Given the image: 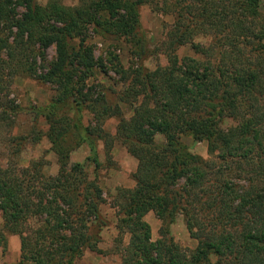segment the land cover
Segmentation results:
<instances>
[{
  "label": "trees",
  "instance_id": "obj_1",
  "mask_svg": "<svg viewBox=\"0 0 264 264\" xmlns=\"http://www.w3.org/2000/svg\"><path fill=\"white\" fill-rule=\"evenodd\" d=\"M263 1L165 0V12L175 15L160 48L168 62L150 70L143 64L125 68L115 51L96 57L88 32L124 40L142 60L147 38L140 10L157 0H81L76 6L0 0V129L13 126L22 112L12 96L19 76L56 87L45 108L49 118L71 106L78 114L77 122L64 117L66 127L54 121L49 129L59 165L55 176L45 174L40 161L26 168L0 163V246L6 234L19 236L18 264H76L86 250L106 253L92 231L103 222L100 206L106 203L98 141L110 160L120 140L138 162L135 186L117 188L113 203L119 233L130 235L122 264H222L232 257L231 264H264ZM196 34L214 41L196 42ZM53 46L56 57L49 62ZM186 46L199 57H181ZM98 68L127 83L120 101L132 106L131 118L103 85L89 83ZM110 118L119 119L116 135L104 128ZM227 119L235 125L223 127ZM68 131L88 144L85 161L71 163L78 147L64 146ZM186 137L205 140L211 158L192 152ZM88 161L94 164L91 174ZM182 181L186 185L179 188ZM151 211L162 224L157 240L145 219ZM181 214L199 240L193 251L171 236ZM32 219L37 225L28 230Z\"/></svg>",
  "mask_w": 264,
  "mask_h": 264
},
{
  "label": "rangeland",
  "instance_id": "obj_2",
  "mask_svg": "<svg viewBox=\"0 0 264 264\" xmlns=\"http://www.w3.org/2000/svg\"><path fill=\"white\" fill-rule=\"evenodd\" d=\"M39 1L43 5L47 3V0ZM80 1L62 0L67 6H76ZM164 1L157 0L156 6L146 4L141 7V29L147 38V49L142 56V60L135 58L130 46L124 40L103 38L91 29L88 32V41L94 46L96 57H106L109 51H115L127 69L137 64H143L150 70H154L158 64L167 65V57L160 48L172 27L175 15L165 12ZM260 10L261 18L258 29L264 28V1L261 4ZM195 40L205 45H210L214 41L212 36L203 34H196ZM47 54L49 62L53 61L56 57L55 46L51 47ZM179 55L181 57L186 55L199 57L189 46L181 48ZM89 83L103 85L106 88V92H108L110 100H117V103H121L124 116L127 119L131 118L134 113L132 106L120 101V96L126 90L127 83L122 81L119 74L111 70L105 74L98 68L95 72V77ZM12 92L13 98L21 106L22 112L15 121L13 120V126H3L0 129V163L4 167L12 165L26 168L32 162L40 161L45 163L43 165L44 173L49 176H55L59 171V165L57 163V155L51 150L53 145L48 135L49 129L54 125V121L57 123V127H66V124L60 121L64 117L70 118L72 122H77L78 114L75 109L76 107L71 106V109L67 107L62 108L56 113V116L51 115L49 118V112L45 108L48 107L57 95L56 87L29 76L17 77L12 86ZM89 119V115L86 114L83 119L84 124H87ZM118 124L119 119L110 118L105 121L104 128L113 135H116ZM222 125L227 128L235 125V122L232 119H227ZM156 140L158 143H164V138L161 135H158ZM183 141L192 152L201 155L206 160L211 158L208 144L205 140L197 139L194 141L192 138L186 137L183 138ZM64 146L78 147L76 149L73 148L71 163L83 162L90 155L88 144L84 141H79L75 132L68 131ZM104 146L103 141H98L102 161V167L99 170V180L104 190L106 203L100 206V215L103 222L94 223L92 231L98 233L100 238L98 246L106 251V253L86 250L83 256L76 260V264H122L121 250L128 245L130 239L129 234H120L117 229V210L113 206V203L117 196V188L135 186L133 174L138 162L127 152L120 140L115 141L110 160L104 152ZM87 171L90 174L94 172V164L90 161H88ZM185 185V181H182L179 184V188H183ZM145 219L152 227L153 240H157L162 225L161 220L154 211L149 212ZM3 225V217L0 214V230L3 229ZM36 225L37 221L32 219L28 223V230L33 229ZM203 235L207 238L209 234L204 231ZM171 236L185 251L195 250L199 243L198 239L191 236L183 214L179 215L176 222L171 226ZM6 240V244L0 246V264H18L21 256L20 238L17 235L6 234ZM228 257L232 256L228 255ZM233 262H236V260L232 257L224 260L222 264H231Z\"/></svg>",
  "mask_w": 264,
  "mask_h": 264
},
{
  "label": "crops",
  "instance_id": "obj_3",
  "mask_svg": "<svg viewBox=\"0 0 264 264\" xmlns=\"http://www.w3.org/2000/svg\"><path fill=\"white\" fill-rule=\"evenodd\" d=\"M138 165V163H136V166ZM137 168V167H136ZM134 187V186H133ZM132 186L130 188H133Z\"/></svg>",
  "mask_w": 264,
  "mask_h": 264
}]
</instances>
